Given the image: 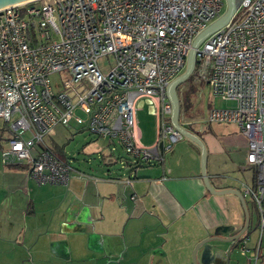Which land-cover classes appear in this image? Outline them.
Instances as JSON below:
<instances>
[{
    "label": "built area",
    "instance_id": "built-area-1",
    "mask_svg": "<svg viewBox=\"0 0 264 264\" xmlns=\"http://www.w3.org/2000/svg\"><path fill=\"white\" fill-rule=\"evenodd\" d=\"M225 2L32 0L0 9V118L10 133L2 163L25 165L38 184L69 187L71 160L58 157L45 136L74 121L110 142L121 168L132 170L124 181L133 186L137 168L162 164L164 153L184 138L166 120L172 112L167 87L184 72L195 38L223 14ZM107 56L112 62L101 66ZM195 71L215 97L234 103L212 107L208 120L238 124L248 140L246 162L256 171L244 193L257 206L262 232L264 0L238 2L230 21L198 47ZM61 72L66 78L56 91L52 76ZM143 102L157 118L152 144L141 141L137 124ZM249 239L239 242L243 254Z\"/></svg>",
    "mask_w": 264,
    "mask_h": 264
},
{
    "label": "crops",
    "instance_id": "crops-1",
    "mask_svg": "<svg viewBox=\"0 0 264 264\" xmlns=\"http://www.w3.org/2000/svg\"><path fill=\"white\" fill-rule=\"evenodd\" d=\"M221 101L224 107L234 105ZM212 107L222 106L212 105L183 125L207 147L213 188L237 189L247 203V251L243 254L237 245L228 264H264V229L261 232L254 200L244 193V185L255 184V167L246 162L249 143L238 124L209 121ZM137 114L141 141L154 143L157 125L152 142H144ZM6 133L0 134V264H195L193 254L200 241L222 226H232L236 233L245 224L236 193L215 194L207 188L201 149L187 138L164 153L162 164L137 168L133 186L124 181L132 170L121 168L105 139L97 151L99 171L73 172L69 187L49 183L46 188L28 177L25 165L2 163L8 129ZM32 181L37 189L30 186ZM208 244L219 252L214 259H208ZM208 244L199 248L198 264H227L230 243Z\"/></svg>",
    "mask_w": 264,
    "mask_h": 264
},
{
    "label": "rangeland",
    "instance_id": "rangeland-1",
    "mask_svg": "<svg viewBox=\"0 0 264 264\" xmlns=\"http://www.w3.org/2000/svg\"><path fill=\"white\" fill-rule=\"evenodd\" d=\"M239 1L240 0H237V2ZM225 10L226 2L223 13ZM111 62V56L104 57L100 60L101 66L105 64V67H107V65ZM65 78L66 75L62 72L52 76L53 85L56 91H60L62 89ZM181 87L182 91L180 93V100L182 124L187 125V123L184 122L185 120H189L197 115H204L207 113L208 108L212 105L222 107L225 105L219 98L214 96L211 87L204 80L198 77L196 71H194L192 75L185 80V82H183ZM141 104L142 107H140L137 114L139 126L142 130L143 141L149 143L152 142L155 135L157 118L148 112L149 106L147 103L143 102ZM82 115L84 116V114ZM170 118L171 117L167 116L166 120L169 121ZM7 129L9 130L8 124L0 118V134L6 136ZM104 140V138H97V136L91 134L89 131L84 130L81 125L74 121L71 122V128L59 124L55 128L54 134L45 136L46 144L61 159H66V157L70 158L74 167V173L79 175H83L82 173L86 172L90 173V171H92L91 168H95L98 164L99 159L97 158V151L99 148L102 149V144L105 142ZM119 153L127 157L126 153L121 148H119ZM89 154H92L91 160L87 162L86 158ZM97 171L99 170L97 169ZM24 180L27 182L26 176ZM29 184L32 188L37 189L35 185L37 183L35 181H32ZM44 185H48L46 188L51 187L49 184Z\"/></svg>",
    "mask_w": 264,
    "mask_h": 264
},
{
    "label": "water",
    "instance_id": "water-1",
    "mask_svg": "<svg viewBox=\"0 0 264 264\" xmlns=\"http://www.w3.org/2000/svg\"><path fill=\"white\" fill-rule=\"evenodd\" d=\"M12 1H15V0H0V5L5 4V3H9ZM225 1H226L225 12L218 19H216L214 22H212L208 27H206L195 38V40L192 44V48H191L189 55H188V58H187L186 68H185L184 72L181 73L179 76H177L174 80H172L167 87V97H168V100L170 101V103L172 105V112H171L172 126L176 129H178L182 133L184 138H187V139L193 141L194 143H196L200 147L201 158H202L201 159L202 176H203V179L205 181L207 188L212 193H215V194H224L227 192L236 193L239 196V198L243 204L244 211H245V217H246L245 224L240 231L234 233L232 226H222L220 228H217L214 236L207 237V238L203 239L202 241H200L199 244L197 245L195 251H194V254H193L195 264H198L197 252H198L199 248L202 246H205L206 244H208L209 242L214 241V240L225 241V242L230 243V245L227 249V252H226V262L228 264V262L230 260L231 253L234 250V248H236V246L239 245V242L241 241L242 237L244 235L249 236V232H250V229H249L250 213H249V210L247 208V203H246L244 195L237 189L215 190L213 188V186L210 183L208 174H207V147H206L204 141L202 140V138L197 133L193 132L192 130L185 127L181 123V100H180V95L178 93V88L195 71V67H196V63H197V49L200 46V44L210 34L221 29L222 27H224L230 21L232 16L234 15V13L237 9V5H238L237 0H225ZM221 235H229V236L224 237ZM206 249L208 250V254H209L208 259H209V257L211 258L212 256L214 259V255L219 253V252H215L213 246H211L209 244L206 246ZM220 254L223 255L224 253L222 251H220ZM207 263L210 264V261Z\"/></svg>",
    "mask_w": 264,
    "mask_h": 264
},
{
    "label": "bare ground",
    "instance_id": "bare-ground-1",
    "mask_svg": "<svg viewBox=\"0 0 264 264\" xmlns=\"http://www.w3.org/2000/svg\"><path fill=\"white\" fill-rule=\"evenodd\" d=\"M29 1H32V0H15V1H12V2H9V3L1 4L0 5V9L5 8L7 6H10V5L27 3Z\"/></svg>",
    "mask_w": 264,
    "mask_h": 264
},
{
    "label": "flooded vegetation",
    "instance_id": "flooded-vegetation-1",
    "mask_svg": "<svg viewBox=\"0 0 264 264\" xmlns=\"http://www.w3.org/2000/svg\"><path fill=\"white\" fill-rule=\"evenodd\" d=\"M181 87V86H180ZM178 88V93H179V95H180V93H181V91H182V87L181 88Z\"/></svg>",
    "mask_w": 264,
    "mask_h": 264
},
{
    "label": "trees",
    "instance_id": "trees-1",
    "mask_svg": "<svg viewBox=\"0 0 264 264\" xmlns=\"http://www.w3.org/2000/svg\"><path fill=\"white\" fill-rule=\"evenodd\" d=\"M54 152V151H53ZM55 153V152H54Z\"/></svg>",
    "mask_w": 264,
    "mask_h": 264
}]
</instances>
